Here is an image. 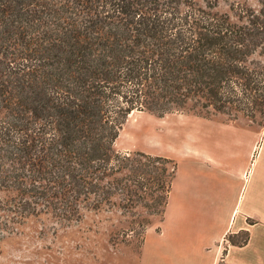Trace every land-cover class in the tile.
<instances>
[{
	"label": "trees",
	"instance_id": "1",
	"mask_svg": "<svg viewBox=\"0 0 264 264\" xmlns=\"http://www.w3.org/2000/svg\"><path fill=\"white\" fill-rule=\"evenodd\" d=\"M258 2L229 12L197 0H0L4 209L72 222L133 210L155 188L163 214L176 160L118 150L120 130L134 109L194 106L264 123Z\"/></svg>",
	"mask_w": 264,
	"mask_h": 264
},
{
	"label": "rangeland",
	"instance_id": "2",
	"mask_svg": "<svg viewBox=\"0 0 264 264\" xmlns=\"http://www.w3.org/2000/svg\"><path fill=\"white\" fill-rule=\"evenodd\" d=\"M197 1H213L218 10L229 12L240 5L259 4L258 0ZM236 130L258 133L264 130V123L242 114L234 118L225 112L195 106L163 115L134 109L115 146L121 151L142 150L167 156L185 151L189 145L202 149L207 139H213L208 135L224 139ZM167 166L169 173L174 165ZM159 196L160 190L154 188L133 210L117 206L85 210L78 221L65 222L51 214H41L22 222L4 209L8 194L0 192V264H142L146 235L150 229L160 230L165 217L166 208L160 213L163 206L158 203ZM143 218H148L146 225ZM245 236L240 232L238 237Z\"/></svg>",
	"mask_w": 264,
	"mask_h": 264
},
{
	"label": "crops",
	"instance_id": "3",
	"mask_svg": "<svg viewBox=\"0 0 264 264\" xmlns=\"http://www.w3.org/2000/svg\"><path fill=\"white\" fill-rule=\"evenodd\" d=\"M208 136L167 155L177 172L142 264H264V130ZM240 232L247 241L231 242Z\"/></svg>",
	"mask_w": 264,
	"mask_h": 264
}]
</instances>
